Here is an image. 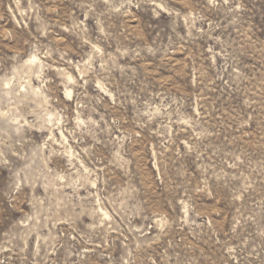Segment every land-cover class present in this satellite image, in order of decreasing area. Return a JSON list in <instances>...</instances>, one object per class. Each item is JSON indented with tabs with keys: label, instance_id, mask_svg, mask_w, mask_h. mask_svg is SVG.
Segmentation results:
<instances>
[{
	"label": "rangeland",
	"instance_id": "1",
	"mask_svg": "<svg viewBox=\"0 0 264 264\" xmlns=\"http://www.w3.org/2000/svg\"><path fill=\"white\" fill-rule=\"evenodd\" d=\"M0 264H264V0H0Z\"/></svg>",
	"mask_w": 264,
	"mask_h": 264
}]
</instances>
